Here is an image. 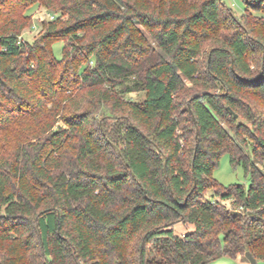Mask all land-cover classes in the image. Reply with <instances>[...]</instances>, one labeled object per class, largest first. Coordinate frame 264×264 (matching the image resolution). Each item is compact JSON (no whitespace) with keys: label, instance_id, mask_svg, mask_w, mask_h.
Returning <instances> with one entry per match:
<instances>
[{"label":"trees","instance_id":"1","mask_svg":"<svg viewBox=\"0 0 264 264\" xmlns=\"http://www.w3.org/2000/svg\"><path fill=\"white\" fill-rule=\"evenodd\" d=\"M245 2L0 0V264L264 260V0ZM35 6L53 18L27 41ZM223 153L247 187L213 178Z\"/></svg>","mask_w":264,"mask_h":264},{"label":"rangeland","instance_id":"2","mask_svg":"<svg viewBox=\"0 0 264 264\" xmlns=\"http://www.w3.org/2000/svg\"><path fill=\"white\" fill-rule=\"evenodd\" d=\"M224 4L228 7H231V3L234 2L232 10L236 15L242 13L246 7L245 0H222ZM250 1V0H249ZM48 10L43 6H35L31 9V20L29 25L23 30L22 36L27 41H32L41 30L40 24L41 21L46 20L48 17ZM63 42L58 41L52 45V52L56 58H60L62 55ZM138 97L137 95H132ZM13 136V135H12ZM14 139V137H13ZM13 141V140H12ZM12 141L7 145L11 147ZM212 176L220 184L228 186L234 183H240L244 187H247L249 184V175L244 171L242 165L233 166L229 162V157L227 153H223L212 171ZM228 205V202H225ZM182 230L181 225H177L176 232ZM213 264H251L245 255H238L235 258L224 256L216 260ZM256 264H264V260L257 259Z\"/></svg>","mask_w":264,"mask_h":264},{"label":"water","instance_id":"3","mask_svg":"<svg viewBox=\"0 0 264 264\" xmlns=\"http://www.w3.org/2000/svg\"><path fill=\"white\" fill-rule=\"evenodd\" d=\"M244 255H245V257L249 260V262H250L251 264H256V259H255V257H254L249 251H246Z\"/></svg>","mask_w":264,"mask_h":264},{"label":"built area","instance_id":"4","mask_svg":"<svg viewBox=\"0 0 264 264\" xmlns=\"http://www.w3.org/2000/svg\"><path fill=\"white\" fill-rule=\"evenodd\" d=\"M233 6H235V3H234V2H232V3H231V8H233ZM48 17H49L50 19H52V18H53V16H52V15H48Z\"/></svg>","mask_w":264,"mask_h":264}]
</instances>
